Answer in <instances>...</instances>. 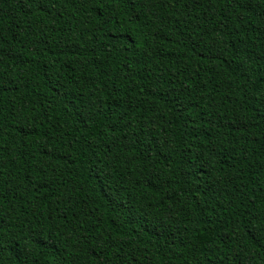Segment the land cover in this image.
Masks as SVG:
<instances>
[{
  "label": "trees",
  "instance_id": "1",
  "mask_svg": "<svg viewBox=\"0 0 264 264\" xmlns=\"http://www.w3.org/2000/svg\"><path fill=\"white\" fill-rule=\"evenodd\" d=\"M0 264H264V0H0Z\"/></svg>",
  "mask_w": 264,
  "mask_h": 264
}]
</instances>
